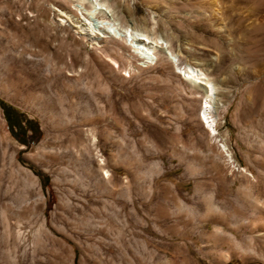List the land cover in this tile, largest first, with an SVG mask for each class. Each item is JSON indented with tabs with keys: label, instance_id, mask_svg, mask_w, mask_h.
Masks as SVG:
<instances>
[{
	"label": "rangeland",
	"instance_id": "rangeland-1",
	"mask_svg": "<svg viewBox=\"0 0 264 264\" xmlns=\"http://www.w3.org/2000/svg\"><path fill=\"white\" fill-rule=\"evenodd\" d=\"M118 1L97 5L117 28L125 6L150 42L212 61L202 77L225 78L212 109L218 133L201 117L205 97L175 64L123 71L129 101L109 79L107 112L86 110L87 92L48 90V53L62 61L77 48L81 61L92 50L56 2L105 19L88 0H0V193L20 212L31 206L17 219L15 264H264V0H219L218 14L210 0ZM3 104L39 128L27 131L31 143ZM94 114L110 120L92 125ZM222 142L255 181L227 164Z\"/></svg>",
	"mask_w": 264,
	"mask_h": 264
},
{
	"label": "bare ground",
	"instance_id": "bare-ground-1",
	"mask_svg": "<svg viewBox=\"0 0 264 264\" xmlns=\"http://www.w3.org/2000/svg\"><path fill=\"white\" fill-rule=\"evenodd\" d=\"M209 2L214 8V13L218 14L220 12L219 0H210ZM88 3V8H91L92 12L99 10L98 13H100L101 18L105 19V22L96 24L85 13H79L77 8L56 2L57 10L62 16L61 19L69 21L71 26L76 27V31L82 39L92 43V50L89 52V57H84L81 61L77 48L72 49L71 52L63 57L62 61H60L61 55L58 50L55 49L48 53V63L44 76L48 90L59 91L68 96L87 92L86 110L92 112L104 110L107 112L113 107L108 94L107 81L109 79L117 82L119 87L117 93L123 100L129 101L132 99L134 92L126 85L127 78L122 73L123 71L128 72V76L131 77L142 67L157 64L172 67L175 64L186 80L192 84L194 89L192 94L199 93L205 97V105L201 117L205 119L213 133L217 134L218 131L215 127L216 117L212 112L215 107L213 102L223 95V91L218 90V88L224 87L226 82L224 83L225 78L222 76L214 79L202 77H208L210 74V70L213 67L212 61L197 59L182 47L177 48V54L175 55L165 52L162 47L158 46L156 38H153V42H150L145 31L138 32V29L135 28L136 17L133 16L132 12L126 10L125 6L122 11L126 24L117 28L116 22L111 15L103 8H98L97 5L102 3V0H88ZM117 4L121 6L122 3L120 4L117 0ZM219 29L222 30L223 25H220ZM182 64L184 65L183 67ZM58 74L63 76L64 79L57 81ZM82 76L86 77L83 81L81 80ZM49 105L50 108H54V102H50ZM88 118L92 125H96L100 120L103 122L110 120V117L104 114L101 117L94 114ZM115 121L119 122L118 120ZM219 147L224 152L225 160L229 166L245 171L247 176L250 177L247 180L249 183L256 180L252 173L237 167L232 154L227 150L223 142L219 143ZM99 161L101 164L104 163L102 157L99 158ZM102 172L106 177L110 175L107 169H103ZM260 205L258 217L261 221V227H263L262 234H264V208L262 204ZM30 211L31 206L28 202H26L20 212L14 196L10 193H0V224H2L4 231L2 232L3 234L0 233L2 234V236L0 235V264H3V262L4 264H15L14 249L17 219L19 215L28 218ZM219 220L226 221V218L225 216H220ZM214 221L218 220L215 219ZM2 244H4L5 249L1 248Z\"/></svg>",
	"mask_w": 264,
	"mask_h": 264
},
{
	"label": "trees",
	"instance_id": "trees-1",
	"mask_svg": "<svg viewBox=\"0 0 264 264\" xmlns=\"http://www.w3.org/2000/svg\"><path fill=\"white\" fill-rule=\"evenodd\" d=\"M3 108H4L5 117L10 127L11 128L17 127L20 130V132L23 134L24 138L20 139L23 143L29 144L32 142V139L28 138L27 136L28 130H31L32 132L37 133L39 135L40 130L38 127L34 125L32 119L25 118L24 114L21 111H19L18 109H16L15 107L11 105L3 104ZM7 108L11 109L13 112L10 113L9 111L6 110ZM24 120H26V123H27L26 126L23 125Z\"/></svg>",
	"mask_w": 264,
	"mask_h": 264
},
{
	"label": "flooded vegetation",
	"instance_id": "flooded-vegetation-1",
	"mask_svg": "<svg viewBox=\"0 0 264 264\" xmlns=\"http://www.w3.org/2000/svg\"><path fill=\"white\" fill-rule=\"evenodd\" d=\"M6 110H7V111H9L10 113H12V112H13V111H12L11 109H9V108H7Z\"/></svg>",
	"mask_w": 264,
	"mask_h": 264
}]
</instances>
